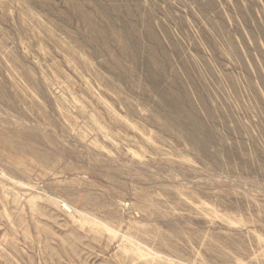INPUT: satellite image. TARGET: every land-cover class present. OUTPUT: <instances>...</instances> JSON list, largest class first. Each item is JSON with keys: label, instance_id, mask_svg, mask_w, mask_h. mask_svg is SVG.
<instances>
[{"label": "rangeland", "instance_id": "rangeland-1", "mask_svg": "<svg viewBox=\"0 0 264 264\" xmlns=\"http://www.w3.org/2000/svg\"><path fill=\"white\" fill-rule=\"evenodd\" d=\"M0 264H264V0H0Z\"/></svg>", "mask_w": 264, "mask_h": 264}, {"label": "bare ground", "instance_id": "bare-ground-1", "mask_svg": "<svg viewBox=\"0 0 264 264\" xmlns=\"http://www.w3.org/2000/svg\"><path fill=\"white\" fill-rule=\"evenodd\" d=\"M57 203H59L65 210H67V211H69V212H71V207L65 202V201H58ZM58 204V205H59ZM63 209V210H64ZM77 212V211H76ZM68 213V212H67ZM78 213V212H77ZM77 213H75V214H77ZM77 215H79V214H77Z\"/></svg>", "mask_w": 264, "mask_h": 264}]
</instances>
